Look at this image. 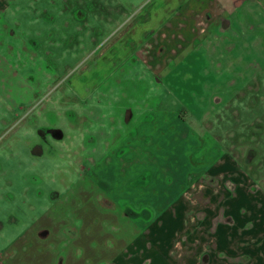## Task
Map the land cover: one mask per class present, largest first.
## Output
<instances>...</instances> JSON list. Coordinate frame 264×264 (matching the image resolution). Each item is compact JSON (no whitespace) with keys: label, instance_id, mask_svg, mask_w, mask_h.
I'll list each match as a JSON object with an SVG mask.
<instances>
[{"label":"rangeland","instance_id":"374dc122","mask_svg":"<svg viewBox=\"0 0 264 264\" xmlns=\"http://www.w3.org/2000/svg\"><path fill=\"white\" fill-rule=\"evenodd\" d=\"M152 1L0 0V264L83 206L102 264H264V0Z\"/></svg>","mask_w":264,"mask_h":264},{"label":"crops","instance_id":"0c3cea01","mask_svg":"<svg viewBox=\"0 0 264 264\" xmlns=\"http://www.w3.org/2000/svg\"><path fill=\"white\" fill-rule=\"evenodd\" d=\"M206 1L207 0H158V1H154L156 2L157 5L162 4L161 6H158L159 14L157 15V13L155 12L153 13V10L149 11L148 9H146V12L144 14H141V16H139V19L141 21H145L151 18V21L153 24V23H156L158 20V17H154L155 15L160 16L162 19H166V17H170L169 11L165 12L166 9H164L163 11L164 5H168L169 8H171L172 5L178 6V5H184V4H190V3L199 4L200 2H206ZM218 1L224 2V0H218ZM140 30L141 29L138 28V31ZM200 32H203V29ZM186 35L187 37H190L188 33H186ZM178 193L179 192L173 193V194H178ZM169 204L164 205V207L166 209H169L168 208ZM97 207L98 208L94 210L101 212L102 206L99 205ZM82 209H83V213H82L81 218L70 219L68 220L67 225H63V224L61 225L63 220L50 219V223L54 224L53 226L52 225L50 226L51 232H49V230H46V233L44 232V230L36 232V236L38 238H42V240L43 238H49V239L52 238V240L45 241L46 243H50V244L49 245L47 244L48 246L46 247L44 245L45 242L41 243L43 245L42 247L38 248L37 252L35 251L36 247L32 250L31 248H28L25 246L21 247L20 245L19 251L13 250L15 253H10L12 256L4 255V258L7 264H25L23 263V261H27L26 264H102V260L107 259L106 255H103L102 253V216L99 215L98 219L92 222L89 219L91 217L90 213L92 209L90 207L87 208V206H83ZM38 221H40L41 227L44 226L43 224H45V222H47L48 224L47 219H39L36 222ZM57 227L59 228V230L57 229ZM52 228H54L53 231H52ZM57 230L59 231L60 235L58 234ZM27 232H28V229L19 238H17L13 242L11 247H9L7 250L12 248L14 244H16L17 241H18L17 243L22 242L23 240L22 238L26 236ZM46 234H50V235L47 236ZM56 237L57 238L61 237L62 239L54 241L53 239H55ZM23 247L26 248V250L22 249L21 251V248ZM7 250L1 253H5ZM138 255L139 254H137L136 256ZM8 259H9V262H8ZM113 259L123 260V255L120 253H117L114 255ZM133 260H138V257L134 258ZM144 260H147V258H144ZM163 260H164L163 263L166 264L165 263L167 262L166 259H163ZM120 264H127V263L121 262ZM131 264H139V263L136 261L135 262L133 261ZM143 264H147V261ZM167 264H172V263L170 261V262H167Z\"/></svg>","mask_w":264,"mask_h":264},{"label":"trees","instance_id":"16d2710c","mask_svg":"<svg viewBox=\"0 0 264 264\" xmlns=\"http://www.w3.org/2000/svg\"><path fill=\"white\" fill-rule=\"evenodd\" d=\"M261 134H264L263 133V127L260 126V131H249V132H245V133H239L238 134V137H246L248 139V142L249 140L255 135H257L258 137L261 135ZM250 142H253L254 144L252 145H249L251 146L254 150L257 151V149H261L260 146H262V148H264V140L260 139V140H256V141H253L251 140ZM252 151V149H251ZM253 152V151H252ZM264 154V153H263ZM262 155V154H261ZM263 168H264V162H263Z\"/></svg>","mask_w":264,"mask_h":264}]
</instances>
